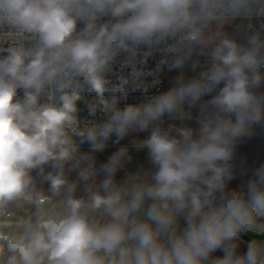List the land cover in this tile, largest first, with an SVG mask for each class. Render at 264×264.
<instances>
[{"label":"clouds","instance_id":"1","mask_svg":"<svg viewBox=\"0 0 264 264\" xmlns=\"http://www.w3.org/2000/svg\"><path fill=\"white\" fill-rule=\"evenodd\" d=\"M106 14L117 22L97 27V18ZM260 14L264 0H0V25L35 40L32 47H9L0 58V204L33 199L30 171L50 161H69L76 150L69 133L99 152L113 134L118 143L130 131H145L186 99L195 103L223 83L210 101L215 115L202 118L196 138L191 128L178 129L177 139L154 127L140 142L156 167L152 183L96 193L88 204L69 197L63 214L41 215L29 235L0 233V241L14 253L6 264H36L44 257L50 264H264V245L249 236L247 250L238 255L234 243L264 212V167L242 190L225 191L233 179L236 144L264 122V94L258 92L264 84V41L259 34L250 36L247 45L221 37L209 54L212 66L200 79L146 104L118 109L116 97L104 100V74L118 52L134 54L140 45L166 37L178 38L171 51L184 43L206 47L213 43L204 35L211 22ZM78 21L84 23L80 31ZM182 62L177 59L173 66ZM140 75L133 68L132 79ZM77 78L100 98L109 113L106 122L77 129ZM125 83L121 80L112 91L123 93ZM53 86L63 93L60 106L39 103ZM18 89L24 99L14 101ZM125 155L122 148L102 165L106 189ZM91 167L81 178H88ZM48 179L53 193L66 183L62 173H49ZM45 199L39 196L38 204ZM85 207L102 210L109 221H90L81 211ZM179 218L185 221L182 229ZM218 250L223 256L211 259Z\"/></svg>","mask_w":264,"mask_h":264},{"label":"built area","instance_id":"2","mask_svg":"<svg viewBox=\"0 0 264 264\" xmlns=\"http://www.w3.org/2000/svg\"><path fill=\"white\" fill-rule=\"evenodd\" d=\"M118 18H114L111 14H106L100 16L96 20V26L99 27L102 24H109L117 22ZM233 21L234 27L236 29H243L246 31H254L259 34L260 40L264 41V14L253 15L252 17H237L235 19H229ZM210 26V24H209ZM209 26L206 30L209 29ZM84 27V23L78 21L77 31H80ZM205 30V31H206ZM178 38L166 37L159 42H154L151 45H140L135 49L134 54L129 51H120L113 58L109 64L108 70L105 72L104 77L107 81L106 88L108 89L104 93V100L111 102L113 97H116V107L118 109H123L128 105L140 106L150 102L154 97L166 93L167 87V74L175 69V67L170 63L169 58L171 56H177L179 59H183L182 65L178 67L181 73L182 84L185 82L184 70V49L187 43L181 44L178 51L169 50V46L177 44ZM35 43L33 37L28 33H21L18 29L11 28L7 25H0V58L6 56L7 49L9 47L24 46L26 48L32 47ZM216 43H212L206 47L198 48V61L196 63V70L192 73L194 80L200 79L201 74L208 71L212 62L210 59V52ZM131 63H127L128 61ZM133 68L138 70L141 75L138 79H132ZM264 73V68L261 69ZM121 80L127 81L123 85V93L120 91H112V89L121 83ZM79 84L80 97L83 98L84 103L82 107H77L78 123L77 129H83L85 126H91L92 124H102L108 120L109 113L103 111V105L100 103V98L97 97L95 92L89 90L88 85H86L81 78H77L74 81V85ZM223 87V83L217 86L210 93H206L202 96L204 97H214L219 89ZM68 89L67 91H71ZM58 89L53 86L46 88L44 93L41 94L39 103L52 104L55 106H60L57 98ZM258 92L264 94V84L261 85ZM24 99V91L22 89L17 90V96L15 100ZM95 109L93 114H90V110ZM208 116V115H206ZM203 117L198 118L201 125V120ZM211 117V116H208ZM183 124L185 122V117H182ZM167 119L164 114L159 121L154 125H150L145 131L134 130L130 131L134 134H141L143 132H151L154 127H159L162 131L166 132ZM258 125H264V122L256 124L253 128ZM167 133V132H166ZM71 138L74 140L73 144L76 148L80 146L91 147L88 142L81 143L80 138L72 133H69ZM117 137L113 134L105 142L106 146H120L123 145L121 140L117 143ZM75 155V151L72 156ZM71 159L68 161L70 162ZM46 173V170L43 169ZM49 176V174L47 175ZM31 194L38 200V197L42 194L32 188L30 190ZM45 202L51 199L50 196L42 195ZM11 212L3 205H0V218H10ZM7 224L6 221L0 219V231Z\"/></svg>","mask_w":264,"mask_h":264},{"label":"crops","instance_id":"3","mask_svg":"<svg viewBox=\"0 0 264 264\" xmlns=\"http://www.w3.org/2000/svg\"><path fill=\"white\" fill-rule=\"evenodd\" d=\"M254 34L257 33L254 31L236 29L234 27L233 21L229 19L224 21L223 23L218 21L211 22L209 29L204 32V35L206 37L212 38L213 43H218L221 37L228 36L229 38L236 40V42L241 45H247L248 38ZM201 47L203 46L198 45L197 49ZM177 59H179L177 56H171L169 58V61L172 65H174ZM177 68L178 67H175V69ZM170 76H175V71L169 72L167 74V83ZM184 78V84H187L194 80L192 74H190L188 77L184 76ZM184 84H182L181 81V85ZM178 115V112H173L170 116H166L167 123L165 130L169 137L180 139L179 132L177 130L186 128L185 125L187 117L184 107L182 108L181 116L179 117ZM213 115H215V111L211 114H208V116ZM183 116L185 117L184 124L182 119ZM200 117H193V119H196L198 121V118ZM172 121L176 122H174L173 124ZM150 134L151 132H143L141 134H134L132 132H129L122 139H120L123 145L106 146L102 151H99L98 154L100 155V160H98L96 164L92 165L91 168L102 175L105 179H107V174L101 170L102 165L106 164L108 162V159L112 155L123 148L126 149V155L121 158V166L117 169L116 173L112 177V185L116 189H130L132 185L137 183H152L151 177L155 173L156 167L151 162L148 149L146 147L138 146L140 142L147 139ZM193 138L196 137L193 136ZM78 149L79 147L76 148L75 155H77ZM41 168L42 166L30 171L29 175L32 182L29 185V191L34 188L38 190L42 195L50 196L51 199L47 202H44L43 205H40L38 204V200L32 195L33 199L31 201L25 200L24 198H17L12 201L0 204L5 206L11 212L10 218H0L1 220L7 222L0 233L16 238L27 236L31 233V231L34 230L36 223L41 215H44L45 217L57 216L65 212L66 200L73 195L65 193L62 190H59L58 193H53V191L51 190V182L47 176L49 173L47 170L46 173L41 171ZM245 175L246 174L241 175L238 171H233V179L227 181L225 191L228 192L233 190H242L249 182L248 177L244 178ZM148 203H151V201L147 202L145 207H147ZM81 211L92 222L103 225L109 221V217L103 212L97 210H88L85 208H83ZM139 218L143 219V216L141 215ZM178 225L180 229L185 226V221L183 220V218L178 219ZM248 231H251L254 234L258 235V238H252V241L257 244L264 245V215L258 213L256 223L250 229H248ZM0 245H3V251L0 252V264H6L8 257L13 255L14 253L6 242L0 241ZM36 264L40 263L36 262Z\"/></svg>","mask_w":264,"mask_h":264},{"label":"rangeland","instance_id":"4","mask_svg":"<svg viewBox=\"0 0 264 264\" xmlns=\"http://www.w3.org/2000/svg\"><path fill=\"white\" fill-rule=\"evenodd\" d=\"M197 47L198 45L196 44H187L185 46V77H188L196 70V63L198 61ZM173 71H175V76H170L168 78L167 91L181 86L180 69L177 68ZM62 94L63 93L61 91H57L59 105L61 103L60 96ZM212 99L213 97L201 96L195 103L186 99L180 107L174 111L175 113L178 112V116L180 117L182 108L184 107L187 117L185 127L193 130L194 137L198 134L201 126L196 119H193V117H200L214 112L215 109L210 104ZM83 103L84 100L81 97L78 101H76L77 107H82ZM172 113H166V116H170ZM172 122L174 124L176 121ZM72 141L74 140L72 139ZM81 157H86V159L81 160ZM98 160H100L98 152H93L91 147L80 146L77 155H73L70 162L65 161L58 163L56 161H50L48 164L42 165V169L47 170L48 173L53 175L62 173L66 183L60 190L73 195L70 197L81 199L85 202V204H88L90 203L93 194L99 193L100 195H105L108 191L116 189L112 184L106 189L103 184L105 178L92 168L89 169L90 174L87 179L81 178V172L89 167L88 164L94 165ZM230 162L233 165V171H238L241 175L246 174L244 178L248 177L249 181L255 179L257 171L261 167H264V125H258L256 128H253L251 136L245 137L236 144L233 157ZM85 209L93 210L88 207H85ZM97 211L103 212L102 210ZM260 214L264 215V212H260ZM248 236H251L254 239L258 238V235L251 231H248ZM234 243L237 245L236 253L238 255H242L247 250L248 242L245 240L237 239ZM222 256L223 252L218 250L212 254L211 259L221 258ZM37 262L40 264H50L47 257L38 259ZM207 264H211V262L209 261Z\"/></svg>","mask_w":264,"mask_h":264},{"label":"water","instance_id":"5","mask_svg":"<svg viewBox=\"0 0 264 264\" xmlns=\"http://www.w3.org/2000/svg\"><path fill=\"white\" fill-rule=\"evenodd\" d=\"M241 235L243 236V238H242L243 240H245L246 242H250L248 235H244L243 233ZM251 240H252V237H251Z\"/></svg>","mask_w":264,"mask_h":264}]
</instances>
